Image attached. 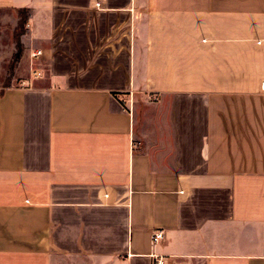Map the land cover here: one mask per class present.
Listing matches in <instances>:
<instances>
[{"label": "crops", "instance_id": "0c3cea01", "mask_svg": "<svg viewBox=\"0 0 264 264\" xmlns=\"http://www.w3.org/2000/svg\"><path fill=\"white\" fill-rule=\"evenodd\" d=\"M17 45L0 264H264V0H0Z\"/></svg>", "mask_w": 264, "mask_h": 264}, {"label": "rangeland", "instance_id": "374dc122", "mask_svg": "<svg viewBox=\"0 0 264 264\" xmlns=\"http://www.w3.org/2000/svg\"><path fill=\"white\" fill-rule=\"evenodd\" d=\"M24 15H25L24 11H20V13L18 15L19 21H20V17H24ZM19 28L20 29L17 28L15 35L13 36V38H15V39L17 38L18 33L23 31V25L22 24L20 25V23H19ZM17 47L19 50V46H17ZM15 51H16V49H15ZM15 51H14V53H15ZM14 64H15V62L13 64H11V59H10L3 69L4 72H0V87L6 86L10 83L11 73H12Z\"/></svg>", "mask_w": 264, "mask_h": 264}, {"label": "built area", "instance_id": "2783aa9c", "mask_svg": "<svg viewBox=\"0 0 264 264\" xmlns=\"http://www.w3.org/2000/svg\"><path fill=\"white\" fill-rule=\"evenodd\" d=\"M40 54H41V51L39 49H34V50L29 52V57L35 58V57L39 56ZM37 74H35L34 76H36ZM260 90L264 92V81L260 83ZM160 238H161V231H159V230L154 231L150 235V242L154 243ZM151 258H152L151 264H164L163 261L161 260L160 256L151 255Z\"/></svg>", "mask_w": 264, "mask_h": 264}, {"label": "trees", "instance_id": "16d2710c", "mask_svg": "<svg viewBox=\"0 0 264 264\" xmlns=\"http://www.w3.org/2000/svg\"><path fill=\"white\" fill-rule=\"evenodd\" d=\"M24 18H25V17H20V21H19L20 25H21V24L23 25ZM17 46H18V45H17ZM18 55H19V50H18V47H17L15 53L12 55V58H11V64H13V63L17 60Z\"/></svg>", "mask_w": 264, "mask_h": 264}]
</instances>
